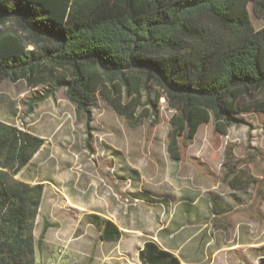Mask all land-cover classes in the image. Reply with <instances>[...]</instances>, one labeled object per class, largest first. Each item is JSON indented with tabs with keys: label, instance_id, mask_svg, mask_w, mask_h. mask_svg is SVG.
Here are the masks:
<instances>
[{
	"label": "trees",
	"instance_id": "trees-1",
	"mask_svg": "<svg viewBox=\"0 0 264 264\" xmlns=\"http://www.w3.org/2000/svg\"><path fill=\"white\" fill-rule=\"evenodd\" d=\"M250 4L264 17V0H0V83L47 87L38 103L64 88L88 119L98 95L134 120L149 111L140 110L144 98L155 107L164 97L173 111L168 151L181 160L201 125L214 121L226 135L241 114L264 113V25L255 27ZM44 144L0 121V264H37L45 184L18 176ZM89 219L103 241L124 235L110 218ZM139 259L181 264L154 240Z\"/></svg>",
	"mask_w": 264,
	"mask_h": 264
},
{
	"label": "rangeland",
	"instance_id": "rangeland-1",
	"mask_svg": "<svg viewBox=\"0 0 264 264\" xmlns=\"http://www.w3.org/2000/svg\"><path fill=\"white\" fill-rule=\"evenodd\" d=\"M249 10L262 27L264 17L252 4ZM46 90L0 83V121L45 139L18 176L45 184L35 226L37 264H142L143 235L103 241L91 214L159 237L178 231L173 242L195 233L185 245H195V264H257L264 257V113L241 114L243 123L226 135L215 131L214 121L201 125L182 159L174 160L168 151L173 111L164 97L155 107L144 98L140 110L149 111L134 120L98 95L88 119L64 88L42 102L33 99ZM157 93L153 88L152 97ZM190 189L195 209L180 203ZM45 221L52 226L40 245ZM162 225L168 227L157 231Z\"/></svg>",
	"mask_w": 264,
	"mask_h": 264
},
{
	"label": "crops",
	"instance_id": "crops-1",
	"mask_svg": "<svg viewBox=\"0 0 264 264\" xmlns=\"http://www.w3.org/2000/svg\"><path fill=\"white\" fill-rule=\"evenodd\" d=\"M231 174H233V173H231ZM188 191H189L188 194L185 195L184 197H182V200L180 203L181 204L189 203L192 206L191 209H195V190L190 189ZM145 199L150 201V198H145ZM159 199H160V204L162 206H164L165 208H167L168 204L164 203L163 195L160 196ZM169 205H170V203H169ZM188 215H186V216H188ZM113 221L120 227V229L124 233H133L134 232L137 236L143 235L142 236V237H144L143 238V244L139 247V251L144 248L145 242L150 241V240H154L160 245V247L162 249H165V250H168V251L174 253L179 258L181 264H195V245L191 244V246H185L190 240L195 239V233L189 237L183 238L182 242H173V239H174L173 237H174V235H176L178 233V231L169 230L170 232L168 235H166L165 237H163L161 235V237H159L156 234H151L147 230H144L143 229L144 227H141V228L138 227V228L132 229L130 227H124V226L120 225L115 220H113ZM167 227L168 226H166V225H162L161 227L157 228V231H162V230L166 229ZM241 245H242V243H238L235 246H232V248L236 249L237 247H240ZM138 255H139V252H138Z\"/></svg>",
	"mask_w": 264,
	"mask_h": 264
},
{
	"label": "water",
	"instance_id": "water-1",
	"mask_svg": "<svg viewBox=\"0 0 264 264\" xmlns=\"http://www.w3.org/2000/svg\"><path fill=\"white\" fill-rule=\"evenodd\" d=\"M257 264H264V257H261V259L259 260Z\"/></svg>",
	"mask_w": 264,
	"mask_h": 264
}]
</instances>
